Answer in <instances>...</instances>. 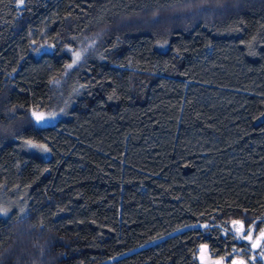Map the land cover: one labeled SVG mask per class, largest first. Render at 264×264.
<instances>
[{
  "label": "trees",
  "instance_id": "16d2710c",
  "mask_svg": "<svg viewBox=\"0 0 264 264\" xmlns=\"http://www.w3.org/2000/svg\"><path fill=\"white\" fill-rule=\"evenodd\" d=\"M0 197V264H264V0H0Z\"/></svg>",
  "mask_w": 264,
  "mask_h": 264
},
{
  "label": "snow or ice",
  "instance_id": "6c2138e0",
  "mask_svg": "<svg viewBox=\"0 0 264 264\" xmlns=\"http://www.w3.org/2000/svg\"><path fill=\"white\" fill-rule=\"evenodd\" d=\"M25 0H18L19 5L23 6ZM50 50V51H49ZM36 52H41L42 55H55L56 48L55 45H42L40 48L34 49ZM69 52H71V49H68ZM74 59L71 64H68L66 66V69L70 70L75 65L78 64V62L81 60V54L79 52H73ZM54 84H59V81H52ZM64 113V110L61 109L60 113L57 112H49L44 113L43 111H37V110H31L29 114V120L31 121L33 127L37 128L38 130H42L47 128L48 126H54V122L57 120V117ZM25 144L30 148L40 149L43 152H49L50 149L47 148L46 145H41L38 143H35L32 140H26ZM9 210L6 208H0V214L7 216ZM233 224H239L240 226L238 228L234 229L233 235L236 239H243L247 241H252V247L260 248L262 246V241H264V231H261L259 235L256 237V239L253 241L252 239V229H248V234L244 235V228L243 224L239 221H233ZM202 248L206 249L207 245L202 246ZM233 252H236V249H232ZM260 259L261 261H264V251L260 252ZM231 256V253L229 254ZM114 259V258H113ZM253 260L256 259V257H252ZM215 264H223V258L221 260L216 261ZM231 264H248L247 261L244 259H236L233 258L231 261Z\"/></svg>",
  "mask_w": 264,
  "mask_h": 264
},
{
  "label": "rangeland",
  "instance_id": "374dc122",
  "mask_svg": "<svg viewBox=\"0 0 264 264\" xmlns=\"http://www.w3.org/2000/svg\"><path fill=\"white\" fill-rule=\"evenodd\" d=\"M15 205H16L15 201L6 200L3 197H0V206L11 207ZM216 261H219V259L209 257L206 250L204 249L202 250L201 252V263L202 264H215Z\"/></svg>",
  "mask_w": 264,
  "mask_h": 264
}]
</instances>
